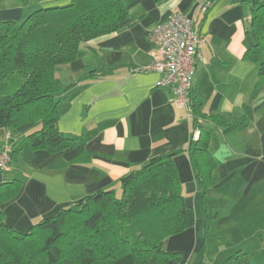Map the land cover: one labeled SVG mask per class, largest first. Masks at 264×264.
<instances>
[{
	"label": "crops",
	"instance_id": "obj_1",
	"mask_svg": "<svg viewBox=\"0 0 264 264\" xmlns=\"http://www.w3.org/2000/svg\"><path fill=\"white\" fill-rule=\"evenodd\" d=\"M122 2L128 12L124 28L82 44L75 60L56 72L64 85L76 82L62 95L57 128L75 139L77 145L67 152L51 154L33 151L26 141H21L15 163L10 164L8 172L0 173V184L4 180L20 182L17 194L1 206L5 224L26 233L34 223L56 215L83 197L108 189L121 193L122 177L153 157L173 153L184 202L193 209L195 221L192 228L167 238L164 249L180 252V264H210L204 250L211 228L205 209L225 202L230 211L228 216L220 218V214L216 218L218 226L234 223L244 227V242L236 245L237 250L246 253L249 261L254 258L264 264V104L244 131L225 132L210 122L203 123V128L211 132L209 152L217 166L216 185L202 197L187 151L193 131L191 113L176 106L171 87L157 85L159 74L138 72L152 62L155 48L149 38L151 30L174 13L190 17L203 39L200 51L204 63L195 65L188 98L200 102L203 113L223 116L233 124L249 101L257 78V65L243 58L248 47L245 33L249 3ZM206 2L211 5L203 11ZM69 3L70 0H0V22L19 23L39 9ZM88 69L95 70L96 77L78 82ZM260 97L263 102L264 90ZM31 130V125L15 130L1 128L0 151L10 150ZM77 157L81 160L77 161ZM226 245L221 250L222 261L237 251ZM114 264L133 262L130 256H124Z\"/></svg>",
	"mask_w": 264,
	"mask_h": 264
},
{
	"label": "trees",
	"instance_id": "obj_2",
	"mask_svg": "<svg viewBox=\"0 0 264 264\" xmlns=\"http://www.w3.org/2000/svg\"><path fill=\"white\" fill-rule=\"evenodd\" d=\"M247 2L248 47L243 58L257 65V78L241 116L229 124L223 116L203 113L200 102L188 98L192 128H198L200 134L189 141L187 151L202 197L216 185L217 166L209 152L211 132L203 123L210 122L225 132L244 131L264 104L260 97L264 90V0ZM127 17L122 0H70L67 6L39 9L19 23L0 22V129L32 126L11 146L10 164L16 161L21 141L33 151L51 154L77 145L57 128L62 95L76 82L64 85L56 72L75 60L82 44L122 30ZM94 74L95 70L88 69L78 82L96 77ZM173 156L153 157L122 177L119 197L113 189L98 191L39 220L26 233L6 225L1 210L17 194L20 182L2 181L0 264H114L124 256H130L133 264H180L182 254L167 252L164 242L192 228L195 216L184 202ZM205 214L215 219L221 209L206 207ZM220 264L252 263L246 253L237 250Z\"/></svg>",
	"mask_w": 264,
	"mask_h": 264
},
{
	"label": "built area",
	"instance_id": "obj_3",
	"mask_svg": "<svg viewBox=\"0 0 264 264\" xmlns=\"http://www.w3.org/2000/svg\"><path fill=\"white\" fill-rule=\"evenodd\" d=\"M206 2L202 10L210 7ZM154 45L152 62L141 67L138 72H154L160 75L159 87H171L173 102L180 108L191 113L188 101L189 92L193 86V75L196 63H204L200 51L203 45L202 36L194 29V21L185 15L174 13L170 18L156 25L149 34ZM200 134L198 128L191 133L190 140L195 141ZM10 170L9 150L0 151V173Z\"/></svg>",
	"mask_w": 264,
	"mask_h": 264
},
{
	"label": "rangeland",
	"instance_id": "obj_4",
	"mask_svg": "<svg viewBox=\"0 0 264 264\" xmlns=\"http://www.w3.org/2000/svg\"><path fill=\"white\" fill-rule=\"evenodd\" d=\"M116 196L119 197L120 192L116 193ZM208 201H210V199ZM223 204L220 207H216L218 209L222 208L220 218H222L223 216L224 217L228 216V213L230 211V209L228 210L227 203L224 205ZM207 219H208V226L211 228L209 229L210 231L207 232L206 234L207 238H206V243H205V248H204L205 258L210 264L211 263L220 264L222 261V256H223V252L221 250L223 247L225 246L227 247L226 243L228 244L229 247L233 248V251H234L238 249L236 248L237 244L244 242V237H243L244 227H239L241 225L236 226V224L234 223H228L225 226L219 227L218 225H220V223L218 219L208 218V216H207ZM212 223H215V224H212ZM240 230L242 233L240 232ZM241 249L244 250V245L242 246ZM251 263L258 264L259 262H256V260L254 259L251 261Z\"/></svg>",
	"mask_w": 264,
	"mask_h": 264
}]
</instances>
